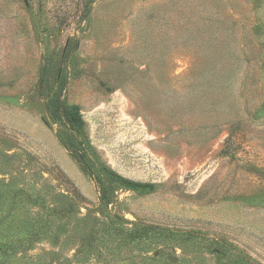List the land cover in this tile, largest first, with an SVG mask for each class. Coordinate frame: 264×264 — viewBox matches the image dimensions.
<instances>
[{
    "label": "rangeland",
    "instance_id": "rangeland-1",
    "mask_svg": "<svg viewBox=\"0 0 264 264\" xmlns=\"http://www.w3.org/2000/svg\"><path fill=\"white\" fill-rule=\"evenodd\" d=\"M0 264H264V0H0Z\"/></svg>",
    "mask_w": 264,
    "mask_h": 264
},
{
    "label": "trees",
    "instance_id": "trees-1",
    "mask_svg": "<svg viewBox=\"0 0 264 264\" xmlns=\"http://www.w3.org/2000/svg\"><path fill=\"white\" fill-rule=\"evenodd\" d=\"M55 111L57 117L61 118V120L66 123L67 127L71 131L76 132L77 130L82 129L84 127V119L82 117L80 108L77 106L68 105L65 101L62 100L61 97H58L55 101ZM67 144L68 143L66 142V145ZM68 146H71V143ZM117 180L122 186L128 189H135L137 187L142 186L140 183L130 181L118 175Z\"/></svg>",
    "mask_w": 264,
    "mask_h": 264
}]
</instances>
